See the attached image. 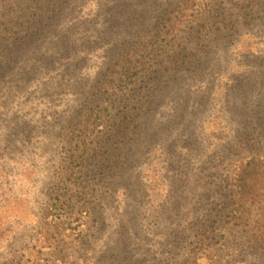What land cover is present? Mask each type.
I'll use <instances>...</instances> for the list:
<instances>
[{"label": "trees", "instance_id": "16d2710c", "mask_svg": "<svg viewBox=\"0 0 264 264\" xmlns=\"http://www.w3.org/2000/svg\"><path fill=\"white\" fill-rule=\"evenodd\" d=\"M133 6L141 12L137 27L143 23L146 27L136 32L135 40L124 41L126 10ZM144 16L141 21L139 17ZM73 19L79 22L75 30L82 29L76 34L80 48L72 47L70 40L66 51L44 47L51 35L71 29ZM38 29L47 36L33 43ZM26 44H30L27 49ZM33 47L40 54L36 60L43 58L47 70L39 79L28 77L36 60L25 64L27 73L22 69L25 65L19 67L20 61L30 58ZM96 53L104 56L103 64H89ZM84 64L89 68L79 66ZM6 65L18 67L23 78L10 81L7 96L2 95L8 101L7 133L0 123V162L7 157L12 160L0 169L9 184L14 183L19 163L27 177L16 188L26 195L22 208L17 207L16 194L9 201L0 200V264H77L88 256L93 259L85 240L97 220L89 165L97 158L95 168L109 173L106 168L110 167L115 175L124 161L133 158L122 170L130 171L140 153L145 156L142 150L115 158L109 152L115 138L130 142L134 129L142 131L139 117L132 128L133 112L128 108L132 97L144 93L147 86L156 90L182 80L186 85L171 91L176 95L173 102L185 99L191 91L207 92L214 102L228 98L239 104L238 116L233 111L236 119L250 115V104L259 94L252 84L264 77V0H0V68ZM77 66L80 69L73 70ZM65 71L74 77L66 83ZM0 85L6 86L2 75ZM66 104H73L68 106L72 114L62 119L60 110ZM260 106L264 108L259 103L253 108ZM184 112L179 110L178 116ZM0 117L2 121L5 114ZM190 120L181 121L194 127L192 133L181 134L187 143L180 140L171 145L170 119L157 120L149 133L161 142L160 149L186 147L185 153L190 154L201 139L189 135L201 137L206 130L196 114ZM251 142L250 148L235 153L226 186L230 202L220 209L214 229L222 240L230 230L250 227L249 242L264 246V211L254 214L256 205H264V135ZM3 181L0 177V184ZM201 245V255L189 261H167V251L159 260V255L154 256L153 262L216 264L215 244ZM121 261L133 262L130 256Z\"/></svg>", "mask_w": 264, "mask_h": 264}, {"label": "rangeland", "instance_id": "374dc122", "mask_svg": "<svg viewBox=\"0 0 264 264\" xmlns=\"http://www.w3.org/2000/svg\"><path fill=\"white\" fill-rule=\"evenodd\" d=\"M140 13V8L134 6L126 10L122 31L124 41L135 40L136 32H142L146 27L145 23L137 27L139 22L137 15L139 16ZM139 18L143 21L145 16ZM78 25L79 22L73 19L71 29L64 28L59 36L51 35L44 42V47L52 46L54 52L66 51V43L70 40L72 47L75 45L74 48H80L76 34L82 29L75 30ZM44 32L38 29L33 36V43L42 41V37L47 36ZM96 39L99 43L102 42L100 37ZM29 45L26 44L25 49L30 47ZM37 51L38 49L33 47L30 58L24 62L20 61L19 67L22 68V65L24 67L26 63L29 65L34 62L40 56ZM84 55L87 56L88 52ZM94 56L92 60L94 62L89 64L97 66V63H104L101 59L103 55L96 53ZM17 58L19 57L16 56L14 61ZM89 64L79 66H86L88 69ZM38 66L44 67L37 69ZM79 66L73 70L78 71ZM11 67L6 65L0 68V75L4 79V84L6 83V86L0 85V104H3L5 108H0V116L2 112L5 114V118L0 123L5 124L6 130H3L5 133H7L8 100L3 99L2 95L7 96V86H11L10 81L23 78L18 67L15 69ZM32 68L29 78L39 79L47 75L43 58L36 60ZM22 69L25 73L29 70L26 65ZM63 73L66 83L71 76L67 75L66 71ZM86 74L88 75L87 72ZM168 82L173 83L169 80ZM186 83L179 80L171 85L155 87L156 90H151V87L147 86L144 93L132 97L128 106L133 112L132 128H135L134 121L137 122L139 117L142 120L140 124L142 131L138 132L137 128L134 129V137L130 142L125 143L122 138L120 140L115 138L109 149V152L114 154V158L118 154L135 155V151L139 150L144 152L145 156L141 157L140 153L139 159L135 161L130 171L127 170L129 172L122 170L131 164L133 158L124 161L121 170L115 175L110 167L106 168L110 170L109 173L95 168L97 158L92 165H89V180L92 184L91 188L95 189L94 203L97 206V220L85 240L86 243H90V253L95 262L92 263L93 259L88 256L86 260L78 261L77 264H127L126 261H121L126 256H130L133 260L128 264H156L153 262L155 261L153 257L159 255L158 260L164 258L167 251L170 256L167 261L185 262L201 255L199 249L202 248L203 243L215 244L214 248L218 253L216 264H264V246L249 242L253 233L250 227L230 230L226 232L227 234L225 233V238L222 240L214 229L218 227L217 219L221 216L220 209L226 208L230 202L226 186L237 158L234 157L235 153H242L250 148L249 141L251 142L253 137L264 135V108L261 106L257 109L253 108L257 106V103L264 105V77L259 80V84H252L253 89L258 90L259 94L250 104V115L241 114L243 118L240 120L235 118L236 115L238 116L237 110L241 111L239 104L236 105L228 98H224L223 103L214 102L215 100L206 96L207 92L203 94L199 91H191L185 99L179 97L176 102H173L171 99L174 94L171 91L174 88L184 87ZM67 86L71 87L70 84ZM157 90L158 93L155 94L154 91ZM168 94H170L168 97L171 102L166 100ZM69 105L73 106V104ZM69 105L66 104L60 110L62 119L72 114V108L68 107ZM179 110L185 112L178 116ZM154 111H158L159 114H154ZM194 114L197 120L201 121L200 125L206 126V130H203L201 137H194V135L189 137L201 140L195 141L194 146H196L190 148V154L185 153L186 147L177 151L168 150L171 145H178L180 140L187 143V138L181 134L185 131L192 133L194 127L193 124L182 125L181 121L191 122L190 119ZM164 119H170L173 124L169 132L172 138L171 145L166 150L160 149L161 142L157 141L160 143L157 145L155 138L153 139L152 134L149 133L150 127L157 120ZM11 160L9 157L7 160L3 159V162H0L2 165L0 168L3 169V166L9 164ZM26 160L25 156L24 162ZM119 164L120 162L116 166ZM2 169H0V177L4 181L0 184V193H2L0 200L9 201L13 194H16L17 207L22 208L26 195L16 192V188L21 186L22 180L27 177L24 166L19 163L17 167L19 172L12 179L14 183L10 184L7 183V174ZM9 189L14 193L8 192ZM263 211L264 205L254 207L256 216ZM19 218L20 211L16 216L17 222L20 223ZM5 221L7 222V219ZM5 247L7 249V246ZM219 250L222 253L220 255Z\"/></svg>", "mask_w": 264, "mask_h": 264}]
</instances>
